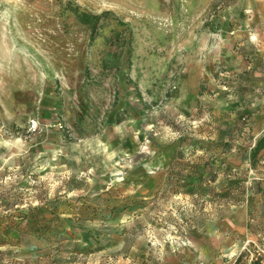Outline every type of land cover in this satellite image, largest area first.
<instances>
[{"label": "rangeland", "instance_id": "374dc122", "mask_svg": "<svg viewBox=\"0 0 264 264\" xmlns=\"http://www.w3.org/2000/svg\"><path fill=\"white\" fill-rule=\"evenodd\" d=\"M263 132L264 0H0V264H264Z\"/></svg>", "mask_w": 264, "mask_h": 264}, {"label": "trees", "instance_id": "16d2710c", "mask_svg": "<svg viewBox=\"0 0 264 264\" xmlns=\"http://www.w3.org/2000/svg\"><path fill=\"white\" fill-rule=\"evenodd\" d=\"M69 10L75 14L79 22L89 28L90 36L93 41L101 35L104 27L107 26L109 22L108 19L110 18L109 15H113V13H111L110 11H105L103 13H91L86 10H81L76 6L71 7ZM117 24L119 26H124L126 23L117 19ZM126 31V27L123 30L113 28L111 30V35L104 36L105 45L107 46V49L103 52L101 57V65L104 70H112L119 67L123 49V47L121 48L120 46L129 44L131 41V35L129 36V38H127L125 35ZM119 48H121V50H119ZM251 150V164L253 166H256L258 155L262 151H264V132L260 135V137L257 138ZM19 234V224L14 223L11 228L5 229L0 233V243L7 242L8 244V242L15 243V241L17 243ZM245 255L246 253L242 252L237 257L234 264H243Z\"/></svg>", "mask_w": 264, "mask_h": 264}, {"label": "built area", "instance_id": "2783aa9c", "mask_svg": "<svg viewBox=\"0 0 264 264\" xmlns=\"http://www.w3.org/2000/svg\"><path fill=\"white\" fill-rule=\"evenodd\" d=\"M38 121L36 119H32L30 122L29 130H35L38 128Z\"/></svg>", "mask_w": 264, "mask_h": 264}]
</instances>
